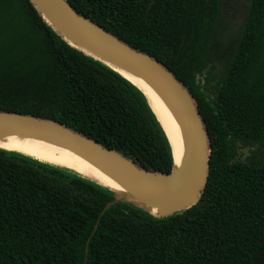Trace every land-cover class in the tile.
Segmentation results:
<instances>
[{"label": "trees", "instance_id": "trees-1", "mask_svg": "<svg viewBox=\"0 0 264 264\" xmlns=\"http://www.w3.org/2000/svg\"><path fill=\"white\" fill-rule=\"evenodd\" d=\"M67 1L190 91L211 140L208 181L196 205L167 217L134 201L101 214L114 190L0 147V264H264V160L240 159L244 147L264 155V0ZM233 1L242 33L214 86L202 71ZM0 111L54 120L145 169L174 168L144 92L30 0H0Z\"/></svg>", "mask_w": 264, "mask_h": 264}, {"label": "water", "instance_id": "water-1", "mask_svg": "<svg viewBox=\"0 0 264 264\" xmlns=\"http://www.w3.org/2000/svg\"><path fill=\"white\" fill-rule=\"evenodd\" d=\"M30 1L43 19L70 45L104 62L144 92L171 144L169 130L153 108L151 96L139 83L127 77L112 64L147 82L171 112L182 134L183 148L179 161L172 149L174 168L171 173L164 174L142 168L134 160L54 120L2 111L0 139L11 135L36 137L78 151L127 189L117 191L92 179L116 192V199L109 203L101 214L121 201H134L151 211L155 208L157 213L154 214L161 217L196 205L208 181L212 149L197 101L186 86L163 63L131 47L80 14L67 0ZM207 70L208 68L204 70V76ZM259 147L260 145L256 144L254 149ZM262 150L264 152V147ZM244 152L249 153V149L245 148ZM257 164L259 163H254Z\"/></svg>", "mask_w": 264, "mask_h": 264}, {"label": "bare ground", "instance_id": "bare-ground-1", "mask_svg": "<svg viewBox=\"0 0 264 264\" xmlns=\"http://www.w3.org/2000/svg\"><path fill=\"white\" fill-rule=\"evenodd\" d=\"M112 65L130 79L139 83L151 96L153 100V108L155 109V111H157V113L165 123L167 129L169 130L171 145L174 151L173 153L177 161H179V157L183 148L182 134L178 125L173 119L171 112L169 111L161 97L142 78L121 67H118L114 64ZM0 147L15 150L34 157L38 160L74 170L91 179L106 184L117 191L127 190L123 185L115 181L106 172L101 170L94 163L81 155L78 151L70 147L41 138L28 136L22 137L18 135H11L0 139ZM152 211L153 213H157V209L155 208H153Z\"/></svg>", "mask_w": 264, "mask_h": 264}, {"label": "flooded vegetation", "instance_id": "flooded-vegetation-1", "mask_svg": "<svg viewBox=\"0 0 264 264\" xmlns=\"http://www.w3.org/2000/svg\"><path fill=\"white\" fill-rule=\"evenodd\" d=\"M241 6L238 1H233L229 8L227 6L224 19L219 25L218 40L214 44L215 49H212V53L207 57V65L202 71L203 79L210 77L212 79L211 83L214 86L217 85L220 78L226 72L235 54L244 21V17H239V8ZM207 68L206 76H204V70ZM245 148L248 147L242 149L240 155L241 161L245 163H256L264 160V155H254L251 150H249V153H245Z\"/></svg>", "mask_w": 264, "mask_h": 264}]
</instances>
